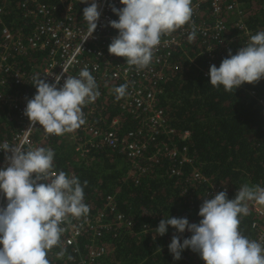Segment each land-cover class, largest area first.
I'll list each match as a JSON object with an SVG mask.
<instances>
[{"label":"built area","instance_id":"obj_1","mask_svg":"<svg viewBox=\"0 0 264 264\" xmlns=\"http://www.w3.org/2000/svg\"><path fill=\"white\" fill-rule=\"evenodd\" d=\"M91 2L18 0L19 20L21 23L26 22L30 32L25 31V25L13 31L12 27L1 22L0 124L4 127L0 132V144L7 142L27 150L36 148L37 131L41 132L42 140L56 137L46 133L38 124L32 127L23 114L27 100L33 98L37 91L33 78L41 77L53 83L55 77L60 75L62 78L58 87H62L67 76L78 77L81 69L87 67L96 80L100 95L95 102L82 107L85 124L69 133L74 151L81 159L105 149L126 155L131 167L128 176L137 183L151 170L152 160L167 153L165 155L175 163L171 171L173 176L184 177L180 169L183 164H190L192 173L185 179L188 186L195 188L199 184H208L204 199L227 191L223 185L212 184L199 168L193 166L194 161L186 148L179 150L171 142L160 139L161 136L171 138L175 130L167 125L156 103L162 94L160 84L167 80L166 69L170 67L171 70H177V65L171 64L170 59L183 47L193 26L196 35L201 38L198 57L205 55L206 60L205 64L199 63L197 56L190 55H187V59L197 69V74L204 78H210V66L215 64L219 67L229 49L233 54L241 41L244 45L249 41L255 33L244 21L243 3L240 0H200L191 5V21L170 35L163 36L160 45L154 50L150 65L138 70L108 51L112 38L118 34L109 25L110 20H117L109 5L120 8V0H97L101 16L97 29L85 41L87 22L83 18L76 22V15L80 4L87 7ZM201 3L208 4L211 14L207 20L198 21ZM4 11L5 6L0 2V18ZM224 13L231 17L230 20L223 17ZM30 54L42 55L43 62L30 69L21 67L18 58ZM122 84H127L126 94L117 100L114 89ZM249 94L257 98L258 105L264 110V99L258 98L253 91ZM111 108L117 110V114L109 117L107 113L112 111ZM125 113L136 122L134 129L125 128V121H121L120 115ZM188 136L189 132L185 131L181 138L185 140ZM150 147L155 150L151 152ZM5 155L4 150L0 149V168L7 166ZM4 200V194L0 193V206L6 205ZM190 202L193 203V200ZM249 206L260 219L251 225L254 231L252 240L264 243V206L255 202H249ZM70 220V223L62 225L66 231L61 240L64 247L72 248L76 264H103L109 247L100 241L106 231L114 225H123L129 230L133 226L132 220L119 212L115 194H108L103 207L97 212L90 210L86 217ZM158 225H144L142 232L147 233Z\"/></svg>","mask_w":264,"mask_h":264},{"label":"clouds","instance_id":"obj_2","mask_svg":"<svg viewBox=\"0 0 264 264\" xmlns=\"http://www.w3.org/2000/svg\"><path fill=\"white\" fill-rule=\"evenodd\" d=\"M81 3L87 4L88 0ZM120 3L121 8L109 5L118 16L109 25L118 34L112 38L108 51L123 57L129 66L138 70L150 65L162 37L188 24L193 15L192 0H120ZM99 8L97 0H92L83 9V19L88 25L85 41L97 29ZM195 36L193 26L189 42ZM208 75L211 86H223L226 92L264 79V31L251 35L235 54L229 49L219 67L210 66ZM61 78L57 75L49 83L34 77L37 91L27 100L23 113L32 127L38 124L46 133L57 136L84 125L82 107L95 102L100 95L87 67L81 69L78 77L67 76L63 86L58 87ZM126 89L127 84L114 89L117 100L126 94ZM0 149L6 154L7 164L0 168V193L6 198V205L0 206V264H50L48 253L62 245L61 237L66 231L62 225L70 223V218L80 219L89 214L90 208L84 202L87 181L82 185L74 175L69 176L62 170L57 173L55 152L51 148L25 150L5 142L0 144ZM227 191L203 199L199 223L170 216L159 222L156 228L159 236L167 233L168 226L179 234L185 230L192 234L182 243L180 235L173 234L168 249L174 260H180L182 252L191 249L205 264H264V243L250 240L239 231L240 217L249 215V202L264 206V187L244 184L234 199L228 198ZM65 251L61 247L57 258H63Z\"/></svg>","mask_w":264,"mask_h":264},{"label":"trees","instance_id":"obj_3","mask_svg":"<svg viewBox=\"0 0 264 264\" xmlns=\"http://www.w3.org/2000/svg\"><path fill=\"white\" fill-rule=\"evenodd\" d=\"M198 1L192 0V5ZM240 1L247 27L255 34L264 31V0ZM0 2L5 6L0 18V32L3 22L13 31L25 25V31L29 33L26 22L19 20L18 0ZM207 5L201 3L198 21L207 20L210 16L211 10ZM84 7L82 4L78 6L76 22L82 20ZM114 16L118 20V16ZM223 17L227 20L231 18L226 13ZM232 30L235 32L234 26ZM200 41L197 35L192 42L187 37L183 47L170 59L171 64L177 65V70L166 69L167 80L160 84L162 94L156 108L163 112L167 125L175 133L170 135L171 138L161 136L160 139L171 142L179 150L186 148L194 161L193 166L199 168L212 184L225 185L229 190L228 198L234 199L244 184L264 187V110L258 105L257 98L249 94L253 91L258 98L264 99V79L254 85L245 83L233 92L224 91L223 86L214 88L210 85V78L197 74V69L187 59V55L198 57ZM242 46L244 43L241 41L233 54ZM118 58L125 61L123 57ZM42 60L43 56L37 54L18 58L19 65L26 69L38 66ZM204 60L205 55L197 58L199 63H204ZM111 110L107 113L109 117L117 114V110ZM120 116L121 121H125V128L136 127V122L128 114ZM2 127L0 124V132ZM185 131L189 132V136L183 140L181 137ZM35 141V147L54 150L57 173L62 170L69 176L74 175L82 185L87 181L84 202L91 212L95 213L103 207L108 194H115L119 212L132 220L131 230L123 225H114L106 231L100 241L109 247L103 264H205L191 249H185L180 260H174L169 252L168 245L173 234L180 235L182 243L184 238L192 235L187 230L179 234L168 226L163 236L157 235L156 229L142 232L144 225L159 223L169 216L186 217L189 223H199L202 219L198 215L199 203L205 197L208 184H199L195 188L188 186L185 179L192 173V165H182L180 170L184 177L173 176L171 171L175 163L165 153L152 160L151 170L136 183L128 176L131 167L126 155L105 149L81 159L74 151L69 133L42 140L41 132L37 131ZM149 150L153 152L155 149L150 147ZM240 219L239 231L252 240L254 231L251 225L260 219L250 206L249 215ZM61 247L66 250L65 255L57 258ZM61 247H54L48 253L50 264H76L72 248ZM69 256L72 259H68Z\"/></svg>","mask_w":264,"mask_h":264}]
</instances>
